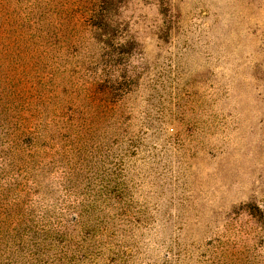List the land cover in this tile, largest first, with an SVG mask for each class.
Listing matches in <instances>:
<instances>
[{"label": "rangeland", "instance_id": "374dc122", "mask_svg": "<svg viewBox=\"0 0 264 264\" xmlns=\"http://www.w3.org/2000/svg\"><path fill=\"white\" fill-rule=\"evenodd\" d=\"M0 264H264V0H0Z\"/></svg>", "mask_w": 264, "mask_h": 264}]
</instances>
